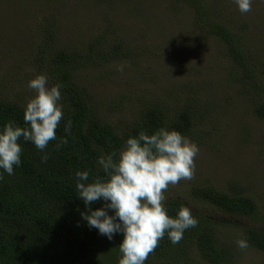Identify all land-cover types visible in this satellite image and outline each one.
<instances>
[{"label":"rangeland","instance_id":"1","mask_svg":"<svg viewBox=\"0 0 264 264\" xmlns=\"http://www.w3.org/2000/svg\"><path fill=\"white\" fill-rule=\"evenodd\" d=\"M205 2L211 20L235 34L254 59L264 60V0H253L247 13L234 0ZM196 12L187 0H0V88L24 104L35 95L27 86L35 76L31 55L48 23L54 25V48L82 49L84 57L85 45L100 35L106 45L126 44L128 56L78 70L96 111L116 124L130 121L137 105L149 100L171 108L206 101L209 111L199 122L203 138L193 141L199 147L194 176L170 185L166 201H190L196 183L219 192L242 189L255 202L253 220L218 210L210 214L217 240L238 256L237 264H258L262 253L252 246L241 250L236 241L246 226L264 230V121L255 116L249 93L240 94L245 82L237 78L241 72L231 63L227 43Z\"/></svg>","mask_w":264,"mask_h":264},{"label":"trees","instance_id":"2","mask_svg":"<svg viewBox=\"0 0 264 264\" xmlns=\"http://www.w3.org/2000/svg\"><path fill=\"white\" fill-rule=\"evenodd\" d=\"M187 3L197 8L198 21L227 43L231 63L241 72L237 78L245 82L246 88L240 94L249 93L255 116L264 121V60L254 59L249 51L241 48L245 45L235 34L207 16L205 0H187ZM109 28L106 25L103 33ZM54 33L53 23L42 30L44 36L36 44L37 52L31 55V70L35 75H47L49 87L56 83L62 85L64 115L56 129L57 139L50 141L44 152L21 138L20 166H14L12 175L0 170L3 173L0 179V264H118L123 234H115L108 240L86 225L81 213L87 209L75 187V172L89 170V182L104 176L97 158L118 153L125 140L140 131L150 134L163 126L179 131L191 141H201L200 123L209 108L206 101L191 100L171 108L159 100H149L137 105L135 116L128 122L122 119L113 124L102 119L96 111L97 104L91 101L90 92L78 78V70L128 56L126 44L106 45L100 35L85 45L84 57L80 54L82 49L72 50L60 45L54 48ZM3 91L0 88V127L9 120L27 127L23 120L25 104L7 98ZM122 103L123 99L118 107ZM68 120L72 121L70 134L64 130ZM61 137H67L68 143L57 148ZM44 154L47 160L41 159ZM188 194L190 201L187 202L178 198L165 201L168 214L174 217L186 206L192 210L198 225L187 229L183 239L175 245L165 234L145 264H237L238 256L227 244L217 240L210 213L218 210L236 216L239 221L253 220L258 214L253 198L243 195L238 187L232 192H219L198 183L192 185ZM102 204L97 201L90 207L95 210ZM242 234L249 247L262 253L258 264H264V230L249 225L243 228ZM107 250L114 251L115 255L106 254Z\"/></svg>","mask_w":264,"mask_h":264},{"label":"clouds","instance_id":"3","mask_svg":"<svg viewBox=\"0 0 264 264\" xmlns=\"http://www.w3.org/2000/svg\"><path fill=\"white\" fill-rule=\"evenodd\" d=\"M234 2L241 13L251 11L253 0ZM118 70L122 71L123 67ZM48 79L45 74H37L27 82L35 93L23 109L27 127L19 126L14 120L0 127V170L8 175L14 173V166L21 164V138L33 143L40 152L57 139L56 129L64 115L62 85L56 83L49 87ZM71 127L72 121H66L65 132L70 134ZM67 143V137H61L56 147ZM198 152V145L189 137L162 126L150 134L140 131L128 137L118 153L99 156L97 164L104 176L89 182V170L75 172V187L87 209L81 213L86 225L108 240L115 234H123L118 264H145L165 234L175 245L187 229L198 225L190 208L182 206L173 217L165 204V192L170 185L193 178ZM41 159L47 160V154ZM97 201L103 204L93 210L90 205ZM236 244L241 250L249 247L243 234Z\"/></svg>","mask_w":264,"mask_h":264}]
</instances>
